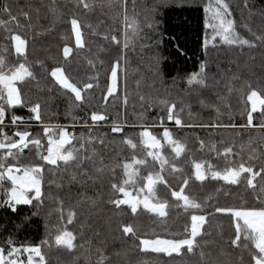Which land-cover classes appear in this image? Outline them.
Here are the masks:
<instances>
[{
    "label": "trees",
    "instance_id": "16d2710c",
    "mask_svg": "<svg viewBox=\"0 0 264 264\" xmlns=\"http://www.w3.org/2000/svg\"><path fill=\"white\" fill-rule=\"evenodd\" d=\"M3 2L10 4L14 12L29 3L34 8L41 9L38 21L34 22H38L43 29L51 27L52 30L44 36L35 38L31 31L26 33L27 39L32 42L29 59L34 64L36 75V80L28 84L27 88L33 99H39L45 104V123L66 126L78 137L84 134L87 138L89 132H94L96 136L107 133L110 138L114 135L110 133L107 124L96 129L81 126L83 120L89 119L93 106L98 110L107 107L111 114L110 119L119 117L129 125L135 122L142 123V115L151 123L160 115L159 100L164 98L174 101L178 111L182 107L184 111L180 115L190 123L207 124L217 118L227 122L229 114L233 123H243L240 113L245 108L246 96L241 95V89L245 81L257 83L264 80V45L257 42L256 48L240 50L220 43L219 38L216 42L211 40V29L205 27L207 15L210 14L204 11L210 0H126L125 11L139 25V33L135 37L132 35L133 27H128L130 46L127 49L123 46L124 19L122 15H117L113 0H95L96 6L93 11L80 9L86 46L79 53L74 51V58L70 57L71 64L65 66L70 75L81 81L95 75L98 69L100 88L94 90V98L90 105L73 108L70 115L67 97L60 91H48L54 88L48 74L50 66H56L57 62L63 63L61 53L65 41L62 37L68 36L70 32L67 19L55 18L53 27L54 18L46 10L50 0H0V3ZM226 2L230 5L231 19L235 22L236 31L241 36L254 39L252 33L264 34V0ZM75 3L76 0H56V7L64 17H69L76 11ZM249 28L251 32L248 31ZM105 35H116L121 43L116 45L110 40H105ZM206 38L209 41L207 48L204 46ZM73 43L74 38L69 46ZM5 44L6 41L0 40V55L7 57L9 61L15 60L14 52L9 54L3 51ZM117 58L120 60L118 96L116 99L109 97L106 105L102 100L106 93L102 92V89L106 87L105 82L110 76L109 68ZM89 60L96 63V69L90 68ZM41 61L48 72L40 67ZM202 64L206 65L208 87L189 85V77L198 73ZM233 73L239 77L238 80H232ZM229 86L233 88L232 92L228 91ZM125 95L128 97L126 106L123 104ZM141 97L145 99L142 100ZM201 100L213 107H202ZM217 106L221 110L219 117L215 111ZM17 114L28 115L26 109L18 110ZM72 116L77 118L75 128L71 127ZM259 120V113H255L254 123L258 124ZM166 126L175 138L185 144V153L176 163L184 169L186 175L194 171L193 162L208 161L217 170L224 168L223 156L217 157L215 152L209 150L208 146L212 144L221 152L223 144L233 146L234 152L238 153H241L243 146L240 155L230 157L235 161H239L241 156L246 160L250 155L249 148L254 149L257 156L264 155V132L258 128L238 132L207 127L180 129L172 122H167ZM14 130L11 126L7 129L10 135ZM32 131L34 134H42V127L33 122ZM140 131L139 127H129L127 135L136 137ZM151 131L157 138L163 134V128L158 124ZM200 140L206 144L203 150L199 145ZM42 143L46 148V139ZM73 143L79 147L77 142ZM96 148L102 151L99 159L106 165L131 160L132 150L121 145L119 137L110 139V142L103 146L97 142ZM27 154L28 150L25 149L22 155ZM144 154L142 147L137 149V158H142ZM163 154L170 159L175 155L170 148H165ZM148 160L149 164H152L150 157ZM89 169L94 173L91 165ZM155 170H159V164L155 165ZM71 171L73 170H68L69 173ZM115 171L116 175L111 177L112 182L122 175L121 169L117 168ZM147 174L148 169H141V175ZM168 179L173 189L178 190L177 180L171 176ZM10 187L11 184L7 181L0 187V247L5 249L8 247L9 239L18 247L39 245L42 240L47 239L50 246L45 245L42 249L46 264H95L98 259L97 249H101L112 264H204L198 254H182L173 260L164 255L143 253L138 251L133 240L122 237L120 228L125 223L138 227L141 239H170L182 234L187 214L175 207L170 190L164 185L157 186V197L169 200L172 205L169 217L164 223L161 222L162 218L154 214L144 213L134 217L128 213H120L108 204V197L111 195L108 173L97 178L95 182L89 181L86 185L69 184L68 174L63 168L59 172L46 169L42 186L45 203L39 209L33 201L32 205H18L13 212L10 207L4 205ZM128 190L134 197L137 195L138 189ZM187 193L208 205L205 209V215L209 219L205 224L208 235L205 236L207 243L204 244L206 253L204 259L209 261V264H239L242 252L230 246V239L234 238L232 222L227 216L213 214L214 206L219 203L228 206L257 207L258 201L250 196L243 186L229 188L223 181L209 180L204 185L198 181H190ZM143 195L144 193H140L141 198ZM61 200L64 202L63 219L58 212ZM92 201H95L94 205ZM69 211L77 213L72 224L67 223ZM37 212L39 214H36ZM60 226L76 236L74 249L66 250L55 245L56 229ZM243 255L247 259V253L244 252Z\"/></svg>",
    "mask_w": 264,
    "mask_h": 264
},
{
    "label": "snow or ice",
    "instance_id": "6c2138e0",
    "mask_svg": "<svg viewBox=\"0 0 264 264\" xmlns=\"http://www.w3.org/2000/svg\"><path fill=\"white\" fill-rule=\"evenodd\" d=\"M95 0H76V11L69 17H64L56 7V0H50L46 10L53 16V27L55 18L67 19L70 25L68 36L62 37L65 41L62 46L63 63L57 62L56 66H50V72L45 68L44 62H40V67L48 72L54 88L48 91H60L69 101V114L73 108H84L90 105L94 98V90L100 88V73L97 69L96 74L89 76L86 80H79L68 73L65 65H70V57H73L74 51L79 53L86 46V40L83 32V22L80 18V9L83 8L89 12L95 8ZM113 7L116 8L117 15H122L125 23L124 48L130 46L128 27H133L132 35L137 36L139 25L134 18H130L125 11L126 0H113ZM207 15L205 27L211 29V40L227 45L230 48H256L257 42L264 45V34L257 35L252 33L254 39H247L236 31L235 22L231 19L232 12L230 5L226 0H210V3L204 9ZM41 9L34 8L29 3L24 8H18L16 12L7 2L0 3V40L6 41L3 51L11 54L14 52L15 60L9 61L7 57L0 55V187L4 183L10 182L11 187L7 190V199L4 205L16 211L18 205H32L39 209L45 203V193L42 186L45 180V170L59 172L62 168L68 174V182L87 184L105 173L109 175V187L111 195L108 197V204L120 213H128L131 216L138 217L144 213L154 214L162 218L164 223L169 217L171 204L169 200H161L157 197V186L164 185L170 190V197L174 201L177 209H182L187 214L182 234L179 237L174 236L170 239H151L140 237V231L134 224L125 223L121 228L122 237L133 240L138 251L143 253H153L164 255L171 259L177 256L193 254L199 255L204 264H209L205 260L206 253L204 244L207 243L205 236L208 232L205 224L209 217L205 215V209L208 207L205 201L198 200L186 190L191 182H200L204 185L206 181H223L229 188L243 186L250 196L258 201L257 207L250 206H228L217 203L214 206L213 214L227 216L232 222L234 228V238L230 239V246L233 249L241 250L239 264H264V155L257 156L255 150L249 148L250 155L245 160L243 156L239 161L230 159L241 153L234 152L231 145L223 144V151L217 149L215 144L209 145V150L216 153L217 157L223 156L225 166L222 170L215 169L214 165L208 161L193 162L194 171L186 175L184 169L176 163L177 159L185 153L186 147L183 142L173 136L172 131L166 126L167 122H172L177 128H211L236 130L238 132L246 129L258 128L264 132V80L257 83L245 81L241 95L246 96L245 108L240 113L243 123H233L232 116L229 114L227 122L217 118L214 122L207 124L190 123L185 121L180 113L184 111L181 107L177 110V104L171 99L164 98L159 100L160 115L156 120L148 123L147 119L141 116V122L127 124L121 121L119 117L110 119V112L107 107L98 110L92 107L88 120H83L81 126L87 129L102 128L108 125L110 133L96 136L94 132H89L87 138L84 134L79 137L70 132L68 127L63 125H52L45 123L44 108L45 104L39 99H33L28 91V84L36 80L34 64L30 61L31 44L27 39L26 33L31 31L33 37L44 36L51 32V27L43 29L38 22ZM151 27V25H149ZM251 32V29H248ZM72 38L74 43L69 46ZM105 40L119 45L121 42L116 35H105ZM208 39L204 41L205 48L208 47ZM215 46V43L213 44ZM74 58V57H73ZM90 68L96 69V63L89 60ZM102 63V62H101ZM120 67L119 58L110 66V76L106 80V87L102 92V100L107 105L108 98L116 99L118 96V70ZM232 80H238L239 77L233 73ZM188 84H196L200 87H208L206 65L202 64L198 73L189 77ZM229 92L233 88L229 86ZM144 100V97H141ZM250 102V107H249ZM128 103L127 95L123 98V104ZM201 106L205 108L213 107L200 101ZM147 107V105H146ZM26 109L28 115H18L17 111ZM217 116L220 115V108H215ZM259 113V123H254V114ZM89 120L91 123H89ZM72 128L76 127L77 118L72 116ZM35 122L42 127V134H34L32 125ZM157 124L163 128V134L157 138L151 129ZM15 130L9 134V127ZM139 127L141 131L132 137L127 135V128ZM119 137L120 144L132 150L130 162L106 165L102 159V151H98L96 143L103 146ZM46 139L47 147L42 143ZM77 142L79 147L73 142ZM201 150L206 147L203 140L199 141ZM67 146V147H66ZM143 148L144 156L137 158L136 151ZM170 148L175 154L171 159L164 155V149ZM25 149L28 150L27 155ZM151 158L152 164H149L148 158ZM28 161V163H25ZM259 161V163H257ZM159 164V170H155V165ZM89 165L94 169V173L89 169ZM99 165V166H97ZM121 169L122 175L115 182L111 177L116 175V169ZM148 169L146 176L141 175V169ZM69 169H72L70 173ZM23 173L19 175L18 173ZM171 176L177 180L178 190L173 189L168 177ZM144 183L141 184L140 182ZM59 186V185H58ZM129 188L138 189L134 197L128 190ZM220 191V189H217ZM140 193H144L141 198ZM117 194H120L119 196ZM122 197V198H121ZM87 199V198H86ZM93 205L95 201H92ZM64 202L59 201L58 212L63 219ZM36 214H39L37 212ZM77 217L75 211H69L67 223L72 224ZM76 236L60 226L56 229L55 245L63 247L66 250H72L76 247L74 241ZM203 241V243H202ZM7 249L0 247V264H25L22 259L27 255L26 264H46L45 253L42 251L45 245H49V240H42L39 245L15 246L14 242L7 241ZM247 253V259L243 253ZM98 259L95 264H112L108 256L97 249ZM119 255V253L117 254Z\"/></svg>",
    "mask_w": 264,
    "mask_h": 264
},
{
    "label": "rangeland",
    "instance_id": "374dc122",
    "mask_svg": "<svg viewBox=\"0 0 264 264\" xmlns=\"http://www.w3.org/2000/svg\"><path fill=\"white\" fill-rule=\"evenodd\" d=\"M249 107H250V102H249ZM22 259L25 261V264H26L27 255L24 254V255L22 256Z\"/></svg>",
    "mask_w": 264,
    "mask_h": 264
},
{
    "label": "crops",
    "instance_id": "0c3cea01",
    "mask_svg": "<svg viewBox=\"0 0 264 264\" xmlns=\"http://www.w3.org/2000/svg\"><path fill=\"white\" fill-rule=\"evenodd\" d=\"M23 173L19 174V175H22Z\"/></svg>",
    "mask_w": 264,
    "mask_h": 264
}]
</instances>
